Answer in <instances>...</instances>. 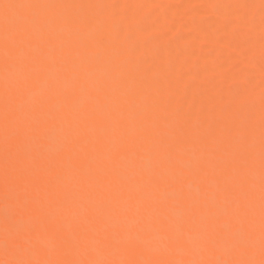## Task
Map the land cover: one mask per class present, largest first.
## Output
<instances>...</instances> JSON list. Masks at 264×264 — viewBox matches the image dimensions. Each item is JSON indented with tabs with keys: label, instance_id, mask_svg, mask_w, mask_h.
I'll return each mask as SVG.
<instances>
[{
	"label": "snow or ice",
	"instance_id": "snow-or-ice-1",
	"mask_svg": "<svg viewBox=\"0 0 264 264\" xmlns=\"http://www.w3.org/2000/svg\"><path fill=\"white\" fill-rule=\"evenodd\" d=\"M2 7L0 264H264V93L257 241L251 118L236 140L226 126L195 138L199 155L186 158L192 138L161 135L166 115L146 98L138 105L122 66L89 55L105 46L84 34L83 10L98 6ZM10 8L33 11L9 17ZM65 9L81 11H55ZM189 178L195 194L183 191ZM137 253L193 258H126Z\"/></svg>",
	"mask_w": 264,
	"mask_h": 264
},
{
	"label": "bare ground",
	"instance_id": "bare-ground-1",
	"mask_svg": "<svg viewBox=\"0 0 264 264\" xmlns=\"http://www.w3.org/2000/svg\"><path fill=\"white\" fill-rule=\"evenodd\" d=\"M262 0H0V116L3 110V4L96 5L84 13L92 22L85 35H96L105 46L89 49L122 66L130 85L166 115L161 135L183 129L191 140L182 145L187 156H198L193 140L221 127L238 139L241 126L251 118L248 140L254 188L256 231L259 239L261 96L264 93V16ZM31 9L10 8L9 17ZM76 13L80 9L55 10ZM3 169V134L0 130V174ZM196 178L186 179L184 193L200 190ZM5 203L0 189V258H3ZM259 258L258 249L254 250ZM222 251L205 259L223 257ZM119 258V257H111ZM126 258L191 259V256L137 253Z\"/></svg>",
	"mask_w": 264,
	"mask_h": 264
}]
</instances>
